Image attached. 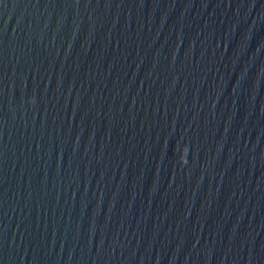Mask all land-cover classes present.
Segmentation results:
<instances>
[{"label": "water", "instance_id": "1", "mask_svg": "<svg viewBox=\"0 0 264 264\" xmlns=\"http://www.w3.org/2000/svg\"><path fill=\"white\" fill-rule=\"evenodd\" d=\"M0 264H264V0H0Z\"/></svg>", "mask_w": 264, "mask_h": 264}]
</instances>
